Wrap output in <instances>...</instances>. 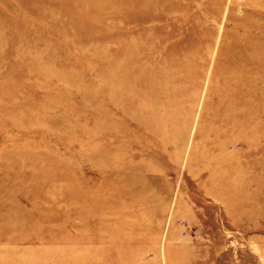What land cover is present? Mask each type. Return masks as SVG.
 Segmentation results:
<instances>
[{
  "label": "rangeland",
  "instance_id": "374dc122",
  "mask_svg": "<svg viewBox=\"0 0 264 264\" xmlns=\"http://www.w3.org/2000/svg\"><path fill=\"white\" fill-rule=\"evenodd\" d=\"M0 264H264V0H0Z\"/></svg>",
  "mask_w": 264,
  "mask_h": 264
},
{
  "label": "bare ground",
  "instance_id": "6f19581e",
  "mask_svg": "<svg viewBox=\"0 0 264 264\" xmlns=\"http://www.w3.org/2000/svg\"><path fill=\"white\" fill-rule=\"evenodd\" d=\"M99 1V0H98ZM118 79V78H117ZM117 83V82H116Z\"/></svg>",
  "mask_w": 264,
  "mask_h": 264
}]
</instances>
